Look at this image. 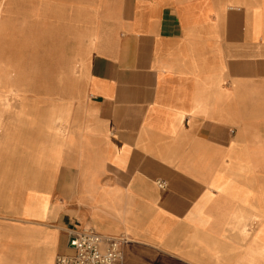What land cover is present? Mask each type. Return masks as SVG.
<instances>
[{
  "label": "crops",
  "instance_id": "1",
  "mask_svg": "<svg viewBox=\"0 0 264 264\" xmlns=\"http://www.w3.org/2000/svg\"><path fill=\"white\" fill-rule=\"evenodd\" d=\"M89 228L264 264V0H0V264Z\"/></svg>",
  "mask_w": 264,
  "mask_h": 264
},
{
  "label": "built area",
  "instance_id": "2",
  "mask_svg": "<svg viewBox=\"0 0 264 264\" xmlns=\"http://www.w3.org/2000/svg\"><path fill=\"white\" fill-rule=\"evenodd\" d=\"M125 237L107 236L94 229L69 231L71 255H60L56 264H124Z\"/></svg>",
  "mask_w": 264,
  "mask_h": 264
}]
</instances>
